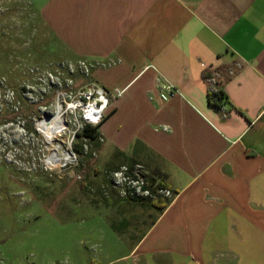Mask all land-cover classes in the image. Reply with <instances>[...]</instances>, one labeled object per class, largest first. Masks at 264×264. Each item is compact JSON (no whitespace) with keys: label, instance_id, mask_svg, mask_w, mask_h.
Listing matches in <instances>:
<instances>
[{"label":"crops","instance_id":"1","mask_svg":"<svg viewBox=\"0 0 264 264\" xmlns=\"http://www.w3.org/2000/svg\"><path fill=\"white\" fill-rule=\"evenodd\" d=\"M19 13L63 62L106 63L90 79L121 91L99 164H139L171 193L122 258L264 264V0H0V15ZM164 82L182 96L158 101ZM145 201L120 204L129 218Z\"/></svg>","mask_w":264,"mask_h":264},{"label":"rangeland","instance_id":"2","mask_svg":"<svg viewBox=\"0 0 264 264\" xmlns=\"http://www.w3.org/2000/svg\"><path fill=\"white\" fill-rule=\"evenodd\" d=\"M26 27L23 14L0 15V264H135L122 257L157 210L142 205L128 218L96 143L74 137L83 124L70 108L90 77L61 68L75 61ZM58 104L69 161L50 169L36 124ZM158 198L168 199L149 201Z\"/></svg>","mask_w":264,"mask_h":264},{"label":"built area","instance_id":"3","mask_svg":"<svg viewBox=\"0 0 264 264\" xmlns=\"http://www.w3.org/2000/svg\"><path fill=\"white\" fill-rule=\"evenodd\" d=\"M101 62H87L85 60L75 61V64H61V68H66L70 74H77L79 76L90 77V71ZM145 67L144 69H148ZM66 72V73H68ZM68 73V74H69ZM231 70L229 74H231ZM214 74L210 81L214 84ZM81 91L78 92V98L75 101V110L80 114V119L83 125L96 127L99 126L108 110L112 101L119 97L121 91L114 90L108 92L98 83L89 80ZM182 94L178 88L171 83L164 82L159 86L156 93V98L160 102H166L170 99L181 97ZM108 182L118 196L123 200L142 201L154 200L158 196L163 195L166 198L171 196V193L160 187L158 182H148L143 174V168L139 164L132 166H120L118 169L111 171L107 175Z\"/></svg>","mask_w":264,"mask_h":264},{"label":"bare ground","instance_id":"4","mask_svg":"<svg viewBox=\"0 0 264 264\" xmlns=\"http://www.w3.org/2000/svg\"><path fill=\"white\" fill-rule=\"evenodd\" d=\"M72 108H75V106L70 109ZM65 122L61 113V106L58 104L51 116L41 117L36 124V130L43 135L50 152L45 162L50 169L57 167L61 162L69 161V154L62 152L61 147L58 145L59 137L66 127ZM53 141L56 142V145L52 144Z\"/></svg>","mask_w":264,"mask_h":264},{"label":"trees","instance_id":"5","mask_svg":"<svg viewBox=\"0 0 264 264\" xmlns=\"http://www.w3.org/2000/svg\"><path fill=\"white\" fill-rule=\"evenodd\" d=\"M224 98L225 96L220 87H218L214 93L208 94L209 102L212 104V106L217 107V108L221 106L222 102H224ZM97 128L98 126L90 127V126L83 125V127L81 128L79 132L74 133V137H76L77 140L83 139L85 141L95 142L98 139ZM74 149L77 152V154H81V151H82L81 148L79 150L76 148ZM159 185L160 187L167 189V186L164 185V183L160 182ZM169 202H170L169 199L158 198L154 202L145 201L142 203L144 206L154 208L159 213H161L166 208V206L169 204Z\"/></svg>","mask_w":264,"mask_h":264}]
</instances>
